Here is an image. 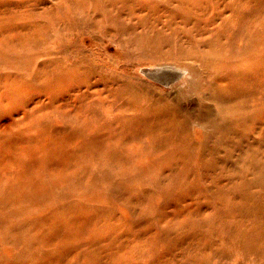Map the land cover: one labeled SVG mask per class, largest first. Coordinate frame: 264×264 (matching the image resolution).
I'll list each match as a JSON object with an SVG mask.
<instances>
[{
  "label": "rangeland",
  "instance_id": "rangeland-1",
  "mask_svg": "<svg viewBox=\"0 0 264 264\" xmlns=\"http://www.w3.org/2000/svg\"><path fill=\"white\" fill-rule=\"evenodd\" d=\"M69 1L0 0V264H264V0Z\"/></svg>",
  "mask_w": 264,
  "mask_h": 264
},
{
  "label": "bare ground",
  "instance_id": "bare-ground-1",
  "mask_svg": "<svg viewBox=\"0 0 264 264\" xmlns=\"http://www.w3.org/2000/svg\"><path fill=\"white\" fill-rule=\"evenodd\" d=\"M68 1V3H70V1L69 0H63V2H67ZM97 1V0H96ZM95 2V1H94ZM92 4H96V3H93V0H80V1H78L77 2V0H76V2L74 3V5L72 6V8H74L75 10H68V11H65L67 14H72L73 16H75L76 18H78V19H80V18H82V17H87L88 16V12H87V10H89V8L91 7V5ZM77 5V6H76ZM80 8H83V9H80ZM43 10H45V9H43ZM78 10V11H77ZM42 14H40V16H39V21L40 22H42V21H45V18H46V16H47V18L48 19H52V17H50V12H49V9L47 10V11H45L44 13L43 12H41ZM59 15H60V13H59ZM52 20H54V19H52ZM52 23H54V22H52ZM39 30H40V28H39ZM31 32V34H32V31H30ZM180 65H182V64H180ZM170 66V65H169ZM176 66V65H175ZM187 66V65H186ZM187 67H189V66H187ZM197 68V67H196ZM190 70V69H189ZM191 73H192V71H191ZM196 73V72H195ZM193 76V75H192ZM194 77V76H193ZM197 79V78H196ZM198 79H200V78H198ZM194 82V81H193ZM194 84H196V83H194ZM171 95V94H170ZM174 98V97H173ZM179 98V97H178ZM195 98V97H194ZM192 99V98H191ZM190 99V100H191ZM189 100V101H190ZM193 100V99H192ZM188 101V100H187ZM183 103V102H182ZM183 106V105H182ZM192 107V106H191ZM194 107V106H193ZM192 109V108H191ZM200 111V110H199ZM200 115V114H199Z\"/></svg>",
  "mask_w": 264,
  "mask_h": 264
}]
</instances>
